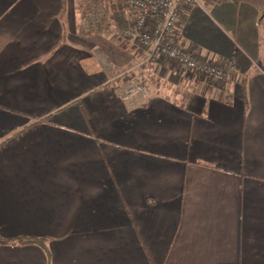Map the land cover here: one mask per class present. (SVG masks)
Here are the masks:
<instances>
[{
    "label": "crops",
    "instance_id": "obj_1",
    "mask_svg": "<svg viewBox=\"0 0 264 264\" xmlns=\"http://www.w3.org/2000/svg\"><path fill=\"white\" fill-rule=\"evenodd\" d=\"M112 0H105V3ZM109 3V2H108ZM124 0H0V264H264V0H197L141 56Z\"/></svg>",
    "mask_w": 264,
    "mask_h": 264
},
{
    "label": "built area",
    "instance_id": "obj_2",
    "mask_svg": "<svg viewBox=\"0 0 264 264\" xmlns=\"http://www.w3.org/2000/svg\"><path fill=\"white\" fill-rule=\"evenodd\" d=\"M131 20L119 27L121 34L136 43L141 56L125 74L129 76L121 100L143 102L150 94L142 68L162 58L191 71L195 76L217 83L226 81L234 69L232 60L222 62L198 58L174 41L172 35L180 14L197 0H125Z\"/></svg>",
    "mask_w": 264,
    "mask_h": 264
},
{
    "label": "trees",
    "instance_id": "obj_3",
    "mask_svg": "<svg viewBox=\"0 0 264 264\" xmlns=\"http://www.w3.org/2000/svg\"><path fill=\"white\" fill-rule=\"evenodd\" d=\"M0 243H5V244H27V243H34V244H38V245H43L42 240L41 239H37V238H17V239H13V240H7V241H2L0 240Z\"/></svg>",
    "mask_w": 264,
    "mask_h": 264
},
{
    "label": "rangeland",
    "instance_id": "obj_4",
    "mask_svg": "<svg viewBox=\"0 0 264 264\" xmlns=\"http://www.w3.org/2000/svg\"><path fill=\"white\" fill-rule=\"evenodd\" d=\"M112 1L115 2V0H112ZM112 1H108V2L110 3ZM108 2L105 3V0H97L98 5H100L101 7H108V5H109Z\"/></svg>",
    "mask_w": 264,
    "mask_h": 264
}]
</instances>
